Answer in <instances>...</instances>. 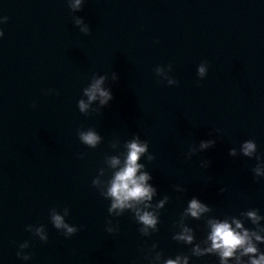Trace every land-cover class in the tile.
Wrapping results in <instances>:
<instances>
[{
  "label": "water",
  "instance_id": "water-1",
  "mask_svg": "<svg viewBox=\"0 0 264 264\" xmlns=\"http://www.w3.org/2000/svg\"><path fill=\"white\" fill-rule=\"evenodd\" d=\"M71 3L0 0V264H220L216 253L193 254L210 246L209 221L264 236V219L247 216L264 218V0ZM100 77L113 99L81 112ZM88 131L95 147L80 140ZM135 139L148 144L138 163L156 194L148 207L110 212V181ZM192 199L209 211L187 215ZM137 211L154 214L155 229ZM53 215L76 233L57 230ZM184 228L191 244L175 239ZM25 242L28 262L17 257Z\"/></svg>",
  "mask_w": 264,
  "mask_h": 264
},
{
  "label": "clouds",
  "instance_id": "clouds-1",
  "mask_svg": "<svg viewBox=\"0 0 264 264\" xmlns=\"http://www.w3.org/2000/svg\"><path fill=\"white\" fill-rule=\"evenodd\" d=\"M83 0H72L71 6L75 10H79ZM7 22V17L0 19V25ZM83 23L82 20H78L77 24ZM83 32L88 33V28L82 29ZM4 38L3 30H0V39ZM171 69V65H169ZM160 69H157L159 74ZM208 74V66L206 63H201L198 66V77L203 80ZM115 79V76H114ZM104 77L96 79L91 86L85 90L84 95L88 98V103L83 100L79 102V109L84 112L88 109L89 104L99 99L101 105H107L112 99V94L109 90H106L104 85ZM178 82L174 79H168V86H174ZM35 108V105H33ZM80 140L90 147H95L99 142L100 137L93 131L80 134ZM214 142H202L201 149H207L211 147ZM127 156L122 167L116 171L110 181V186L107 190V196L112 199L110 212L123 211L125 209H131L138 203H144L145 207H148L153 196L156 194L155 188L150 186L147 182L151 179L147 172L143 171V165L138 163L140 157L144 155L148 150V144L141 142L139 139H135L127 145ZM256 151V144L254 141H246L243 143L242 152L244 156L251 157ZM231 155H235L233 150ZM151 159V157H150ZM112 167L120 165L119 159L113 158L111 160ZM256 175L262 176L264 172L260 169H256ZM160 207H163L161 202ZM209 209L203 203L196 199H192L186 210V214L193 218H199L201 214L208 212ZM67 214V213H65ZM139 222H141L146 228L151 227L155 229L157 224V218L150 212L139 211L136 213ZM247 216L251 219L253 224L258 225L261 219H264L257 215L255 211H249ZM52 223L57 230H64L66 237L73 236L77 229L67 225L64 219L60 215L52 216ZM210 232L207 240L210 242V246L201 249L199 246L193 248V254L197 256H204L206 254L216 253L219 256L220 264H228L229 260L234 259L236 264H244L243 257H248V264H264V253H261L257 247L258 243H264V236L256 231H249L244 228L243 224L233 219L231 223L227 220L209 221ZM27 230L31 231L29 227ZM264 231V229H261ZM36 235L39 236L41 242L47 243L48 237L45 235L44 229H36ZM175 239L184 241L187 244L193 242V235L191 230L184 228L183 232L175 237ZM255 241V243H254ZM29 248L28 242H25L19 246L17 251V257L25 262L31 260L30 254H25V249ZM165 264H189L187 257H177L175 260L169 259Z\"/></svg>",
  "mask_w": 264,
  "mask_h": 264
}]
</instances>
